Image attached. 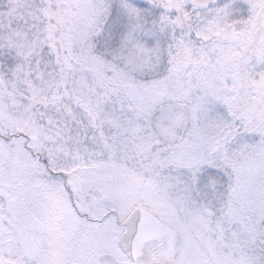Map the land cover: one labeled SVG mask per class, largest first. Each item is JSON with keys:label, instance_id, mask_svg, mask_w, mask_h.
I'll list each match as a JSON object with an SVG mask.
<instances>
[{"label": "snow or ice", "instance_id": "snow-or-ice-1", "mask_svg": "<svg viewBox=\"0 0 264 264\" xmlns=\"http://www.w3.org/2000/svg\"><path fill=\"white\" fill-rule=\"evenodd\" d=\"M0 264H264V0H0Z\"/></svg>", "mask_w": 264, "mask_h": 264}]
</instances>
